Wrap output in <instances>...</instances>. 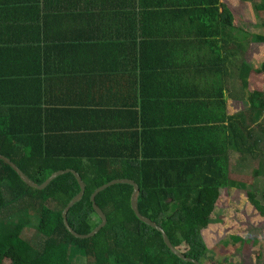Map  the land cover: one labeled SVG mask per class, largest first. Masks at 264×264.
I'll list each match as a JSON object with an SVG mask.
<instances>
[{
    "label": "trees",
    "instance_id": "16d2710c",
    "mask_svg": "<svg viewBox=\"0 0 264 264\" xmlns=\"http://www.w3.org/2000/svg\"><path fill=\"white\" fill-rule=\"evenodd\" d=\"M254 3L264 28V0ZM221 8L224 26L251 30L236 8ZM256 41L264 43V37L256 36ZM7 56L0 52V155L38 185L60 171L80 175L85 194L68 213L76 233L88 235L101 224L91 202L98 188L131 180L140 188L139 212L161 227L179 252L184 248L181 253L187 259L207 261L203 233L217 210L231 209V242L264 239V204L254 191L261 173L258 168L244 173L248 163L264 159V61L248 70L251 81L243 85L247 94L239 101L224 96L218 102L193 104L189 121L143 131L136 139L101 128L92 133L51 131L50 114L38 100L26 97L38 92V73L8 69L3 65ZM205 106L209 111L221 107L222 115L195 118ZM120 138L125 147H120ZM234 190L244 194L241 210L230 206ZM133 191L131 185L116 184L99 193L96 204L107 225L94 238L80 240L62 218L80 193L75 176H59L40 191L28 187L0 160V264H76L78 257L87 264H189L174 256L159 231L137 218L131 206ZM32 218L37 224L27 235Z\"/></svg>",
    "mask_w": 264,
    "mask_h": 264
},
{
    "label": "crops",
    "instance_id": "0c3cea01",
    "mask_svg": "<svg viewBox=\"0 0 264 264\" xmlns=\"http://www.w3.org/2000/svg\"><path fill=\"white\" fill-rule=\"evenodd\" d=\"M255 2V0H254ZM222 4L250 31L224 26ZM253 0H0L3 65L38 73L48 128L132 137L239 101L264 61ZM223 95V96H222ZM220 117L203 107L197 117ZM72 116V117H71ZM194 118V119H195ZM178 129V128H175ZM120 147H125L120 138ZM91 147H85L90 149Z\"/></svg>",
    "mask_w": 264,
    "mask_h": 264
},
{
    "label": "rangeland",
    "instance_id": "374dc122",
    "mask_svg": "<svg viewBox=\"0 0 264 264\" xmlns=\"http://www.w3.org/2000/svg\"><path fill=\"white\" fill-rule=\"evenodd\" d=\"M258 3L260 0H256ZM258 27H260L258 25ZM264 146V145H263ZM252 168H258L260 177L254 182V191L259 200L264 204L262 190L264 187V159L253 160L244 168L247 175L252 173ZM230 202L231 208L241 210L245 204V197L242 192L234 190ZM231 209L217 210L212 222L206 232L203 233L204 241L208 247L205 264L221 262V264H264V239L245 241L242 245L230 241L229 225L231 221ZM31 220V227L27 235L34 233V225L37 224L34 218ZM184 252V248L181 249ZM76 264H87L85 258L78 257Z\"/></svg>",
    "mask_w": 264,
    "mask_h": 264
},
{
    "label": "water",
    "instance_id": "95a60500",
    "mask_svg": "<svg viewBox=\"0 0 264 264\" xmlns=\"http://www.w3.org/2000/svg\"><path fill=\"white\" fill-rule=\"evenodd\" d=\"M0 160L4 161L7 165H9L18 174V176L21 178V180L28 187L33 188V189H37L40 191L45 190L52 183V181H54L57 177L62 176L64 174H68V173L73 174L75 176V178L77 179L78 184L80 186V193L78 195H76L70 201V203L67 205V207L64 209V211L62 213V218H63V222H64L66 229L75 238L80 239V240H87V239L94 238L107 225V218H106L105 214L96 204V197L98 196V194L101 193L102 191H104L105 189H107L113 185H116V184H128V185L133 186L134 191H133L132 198H131V206H132V209H133L135 215L137 216V218L140 221H142L144 224H146V225L152 227L153 229L159 231L162 234V237H163V240H164V243L166 244V246L171 250V252L174 254V256L177 257L179 260H181L185 263H189V264H199L196 261L187 259L181 252H179L172 245L168 235L166 234V232L161 227H159L156 223L152 222L150 219L143 216L139 212L138 197H139V193H140V188L134 181H131V180H115V181H112V182L98 188L92 194L91 202L93 204V208H94L95 212L98 214V216L101 219V224L94 231H92L90 234L80 235V234L76 233L71 228V226L69 225V222H68V213H69L70 209L83 198V196L85 194V190H86L85 184L77 172L71 171V170L60 171V172H57V173H54L53 175H51V177L48 178L42 185H38V184L34 183L32 180H30L10 159L6 158L5 156L0 155Z\"/></svg>",
    "mask_w": 264,
    "mask_h": 264
}]
</instances>
